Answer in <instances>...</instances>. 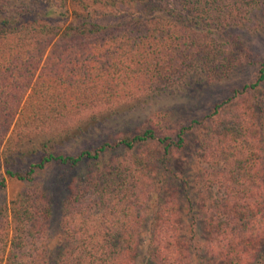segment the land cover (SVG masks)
Returning a JSON list of instances; mask_svg holds the SVG:
<instances>
[{"label":"trees","instance_id":"16d2710c","mask_svg":"<svg viewBox=\"0 0 264 264\" xmlns=\"http://www.w3.org/2000/svg\"><path fill=\"white\" fill-rule=\"evenodd\" d=\"M241 30L264 34V0H0V186L28 184L10 205L26 264H264V57ZM247 65L201 117L159 110L88 142L131 100ZM54 163L73 173L52 245L35 176Z\"/></svg>","mask_w":264,"mask_h":264},{"label":"rangeland","instance_id":"374dc122","mask_svg":"<svg viewBox=\"0 0 264 264\" xmlns=\"http://www.w3.org/2000/svg\"><path fill=\"white\" fill-rule=\"evenodd\" d=\"M244 32L245 30H241L240 34H242L241 36L244 38L245 44L248 46L253 59L258 60L263 58L264 34L251 35L248 33L244 34ZM255 72L256 65H247L240 67L230 78L219 83L208 85L193 83L189 84V86H183L177 91L165 89L162 90L164 92L149 93L131 100L126 106L120 109L122 112L116 116V119H110V121L101 125V127L91 130L88 142L97 143L100 140L107 139V133L122 128H131L159 110L169 112L175 119L201 117L205 112L209 111L214 103L230 94L232 89L241 87L245 82L253 80ZM195 134H191L188 138V152L192 151L195 147ZM76 148H78L77 145H75V150ZM61 150L74 152L70 144L64 146ZM30 161H35V159L31 158L22 162L23 164L18 163L17 165L21 164L24 167ZM72 173L73 169L54 163L35 176L36 182L43 183L47 187L48 196L52 203V216L49 221L50 224L47 226L48 229L50 228V232L57 233L54 236L52 245L57 243L59 239H62L60 233H58L62 227L61 198L64 195L65 184ZM27 185L25 182L6 177L5 185L0 186V227L3 225L6 226L7 237L4 260L1 264H26L31 259L30 254L33 252V243L25 236L29 230V224L24 226V231L22 232L23 237L18 239V231L16 229L18 220L14 217L10 209L12 199L18 193L24 191Z\"/></svg>","mask_w":264,"mask_h":264}]
</instances>
